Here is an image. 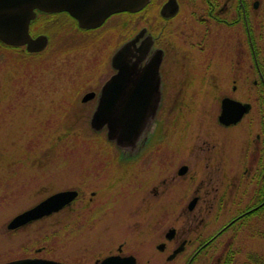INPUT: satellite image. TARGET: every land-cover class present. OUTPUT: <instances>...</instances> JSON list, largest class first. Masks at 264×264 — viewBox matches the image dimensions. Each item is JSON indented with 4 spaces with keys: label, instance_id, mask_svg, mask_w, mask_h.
<instances>
[{
    "label": "rangeland",
    "instance_id": "1",
    "mask_svg": "<svg viewBox=\"0 0 264 264\" xmlns=\"http://www.w3.org/2000/svg\"><path fill=\"white\" fill-rule=\"evenodd\" d=\"M256 1L259 3L256 17L264 18V0ZM58 22L36 21V25L30 26L32 34L37 31H44L47 36L53 34V46L48 47L50 50L36 63L23 66L25 77L20 74L21 80H18L11 67L0 72V261L29 255L85 263L115 250L120 242L133 241L143 246L155 241L156 236L149 233V227L157 222L156 227L162 229L168 221L175 222L172 219L176 211L170 210L177 206V200L184 203L187 199L183 197L187 178L175 185L174 196L169 184H161L167 171L176 165L170 166L168 144L161 145L155 159H144L134 167L122 168L114 163L117 149L112 144L103 147L89 127L95 104L80 99L91 89L89 86L96 80V73L106 68L108 56L118 43L116 32L103 29L93 39L94 52L90 46L74 45L69 50L65 47L82 40H79V33L70 28L58 30ZM148 23L126 21L125 33L128 36ZM251 24L264 59V21H251ZM20 55L28 57L26 53ZM96 59L98 64H95ZM1 60L4 59L0 53ZM237 62V89L233 96L245 101L249 98L257 114L255 103L259 85L253 83L257 74L252 58L239 53ZM220 75L222 82H229L228 75ZM212 99L197 108L191 105L182 114L179 128L186 132L181 135L189 148L186 155L191 168L189 174L197 177L199 173L206 174L208 168L201 166L204 162L200 163L197 157H205L201 161H206L208 152L210 160L207 161L213 166L222 149L238 154L237 160L231 162L239 168L237 176L243 163L249 164V170L254 171L261 154L254 142L261 127L260 114L251 128L246 125L245 116L233 128V134L222 130L219 139L216 133L218 106ZM172 122L171 119L167 121L166 130ZM37 134L39 137H34ZM101 134L104 135V131ZM232 139L233 142H229ZM213 142L215 149L211 147ZM155 185L159 193L153 198L150 194ZM194 186L191 184V189ZM71 188L79 190V197L70 205L20 230L10 232L6 229V223L15 214L53 192ZM91 191H95L92 203L89 202ZM151 204H155L154 218L149 210H144L151 209Z\"/></svg>",
    "mask_w": 264,
    "mask_h": 264
},
{
    "label": "flooded vegetation",
    "instance_id": "2",
    "mask_svg": "<svg viewBox=\"0 0 264 264\" xmlns=\"http://www.w3.org/2000/svg\"><path fill=\"white\" fill-rule=\"evenodd\" d=\"M88 1L90 2L86 0L83 6H86ZM258 5L256 0H147L136 11L114 10L108 13L100 20L103 23L97 27H80L77 23L80 21L79 18L67 10L42 13L43 15L33 20L35 21L33 25H36V21H47L48 24L59 21L58 30L70 28L79 33L81 38L79 40L82 42H75L73 46H90L91 52H94L95 48L93 39L97 38L103 29H113L116 32L118 43L108 56L106 68L96 73V80L89 86L95 93L88 100L93 104L97 103L105 81L115 72L110 63L113 51L121 43L132 38L141 28H145L143 37L150 35V48L139 65L143 66L151 57L159 58L158 105L153 122L141 132L136 146L133 149L119 150L121 157L131 161L116 165L128 168L138 165V162L144 159H155L158 149L166 143L170 146V166L176 165L167 171V175L161 179V184H169L173 191L179 181L188 179L183 195L187 196L186 201L183 203L177 200V206L170 210L176 211L175 219H172L175 222H169L167 218L166 221L169 223L167 222L168 225L164 228H157V222L149 227V233L156 236L155 241L145 243L143 246L133 241L120 242L115 250L101 257L77 263L264 264V114H260L261 127L254 138L256 147L259 146L261 151L260 159L254 165V171L249 170V164L243 163L244 166L242 165L238 176L236 173L239 168L234 166L235 163H231L232 160H237L238 154L236 151L233 154L222 148L219 155L217 154V162L212 163L213 166L207 161L210 160L208 152L206 161H201L205 160V157L204 159L197 157L200 163L204 162L201 166L208 168L206 174L199 173L198 177L190 175L191 168L186 158L189 148L184 135H181L186 132L182 127L179 128L182 114L189 106L192 105L194 108L195 104L197 108L211 98L216 100L218 106L216 133L219 139L222 130L227 129L226 133L233 134V128L240 124L245 116L248 127L251 128L256 122L257 114L253 112L252 106L249 109V98L246 101L240 100L245 104L246 111L239 121L224 124L218 120V115L221 112L222 98H235L233 92L237 89L235 74L239 53L247 58L250 53L258 74L253 83L257 86L261 81L264 85V59L260 65L249 24V21H264V18L256 17ZM99 12L101 9H98L96 14ZM126 21L149 23L137 31L130 32L127 37ZM43 32L37 31L32 34L30 31L32 36ZM249 33L253 49L249 43ZM52 35L48 36L49 41ZM82 35H85V38ZM98 63L96 59L95 64ZM210 74H215L216 77ZM220 74L228 75L229 84L221 81L223 76ZM247 90L249 94V88ZM206 95L210 97L207 98ZM142 102L149 101L145 98ZM249 111L252 113L249 114ZM170 119L173 122L166 130L165 126ZM214 142L211 144L213 149L216 146ZM229 142L232 143L233 139ZM193 183L195 186L191 189ZM151 191L153 192L150 195L156 197L159 193L157 185ZM94 195L95 191H91L90 203L93 202ZM172 195L174 196V191ZM151 205V209L149 205L147 206L149 208L144 210H149L154 218L155 204ZM108 255L120 257L107 260L105 257ZM23 257H8L0 262Z\"/></svg>",
    "mask_w": 264,
    "mask_h": 264
},
{
    "label": "water",
    "instance_id": "3",
    "mask_svg": "<svg viewBox=\"0 0 264 264\" xmlns=\"http://www.w3.org/2000/svg\"><path fill=\"white\" fill-rule=\"evenodd\" d=\"M147 0H0V42L9 46H24L28 52H40L48 42L47 36L32 37L29 23L37 11L67 10L77 16L78 25L84 28L99 26L104 16L114 10L136 11ZM101 9L99 14L96 11ZM145 28L123 42L111 56L115 72L105 81L97 104L89 118L92 130H106V138L118 148L133 149L144 128L153 122L159 99V58L151 57L143 66L139 62L150 48V35L143 37ZM132 57H135L133 59ZM86 92L81 101L92 98ZM146 98L147 103L142 102ZM246 111L245 104L230 97L221 101L218 120L224 124L237 122ZM78 192L76 189L56 191L35 205L15 214L6 224L15 229L33 220L58 211L69 204ZM131 257V256H127ZM118 255L105 259H116ZM0 264H69L45 258H22ZM106 264H109L107 262Z\"/></svg>",
    "mask_w": 264,
    "mask_h": 264
},
{
    "label": "trees",
    "instance_id": "4",
    "mask_svg": "<svg viewBox=\"0 0 264 264\" xmlns=\"http://www.w3.org/2000/svg\"><path fill=\"white\" fill-rule=\"evenodd\" d=\"M249 24H250V28L253 29L251 21H249ZM252 37H253V41H254L253 42L254 47H255L256 53L258 55L257 59H258L259 64L261 65L262 58L260 56V49L257 46V38L255 37L253 32H252ZM56 49H60V48L57 47ZM65 49L70 50L71 47H65ZM53 50H55V49H53ZM22 52L23 51H21L18 47L6 46V45L0 43V53L3 54V59H4V60L0 61V72H4L6 69L8 71L11 67L15 70L14 76L16 78H18V76L20 74H22L21 76L25 77L26 71L22 70L23 66L36 63L37 62L36 60L40 59L42 57V55L46 54L44 52L40 53V54H34V55H30V54L26 53L28 56V57H26V56L20 55V54H23ZM15 53L17 55H15ZM18 53H20V54H18ZM21 76L18 78V80H21L20 79ZM255 109H256L255 111H257L256 112L257 114H264V85H262L261 82L259 83V87H258V96H257V102L255 103ZM40 134H42V133H40ZM40 134H37L34 137L38 138ZM94 138H99L100 141L103 143V147H105V148L109 147L110 144H108L101 136L95 135ZM106 153L107 152L105 151L104 154H106ZM106 162H108V159L106 160Z\"/></svg>",
    "mask_w": 264,
    "mask_h": 264
},
{
    "label": "bare ground",
    "instance_id": "5",
    "mask_svg": "<svg viewBox=\"0 0 264 264\" xmlns=\"http://www.w3.org/2000/svg\"><path fill=\"white\" fill-rule=\"evenodd\" d=\"M36 17H39V15L37 14ZM36 17H35V18H36Z\"/></svg>",
    "mask_w": 264,
    "mask_h": 264
}]
</instances>
